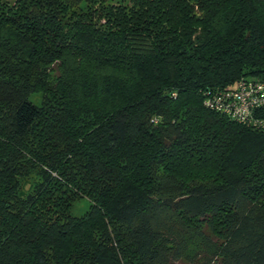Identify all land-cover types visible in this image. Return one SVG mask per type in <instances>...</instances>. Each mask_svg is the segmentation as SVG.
I'll use <instances>...</instances> for the list:
<instances>
[{"label":"trees","instance_id":"1","mask_svg":"<svg viewBox=\"0 0 264 264\" xmlns=\"http://www.w3.org/2000/svg\"><path fill=\"white\" fill-rule=\"evenodd\" d=\"M241 78L264 0H0V264H264V107L204 104Z\"/></svg>","mask_w":264,"mask_h":264},{"label":"built area","instance_id":"2","mask_svg":"<svg viewBox=\"0 0 264 264\" xmlns=\"http://www.w3.org/2000/svg\"><path fill=\"white\" fill-rule=\"evenodd\" d=\"M207 108L243 124H257L254 112L264 107V81L241 78L225 88L204 93Z\"/></svg>","mask_w":264,"mask_h":264},{"label":"rangeland","instance_id":"3","mask_svg":"<svg viewBox=\"0 0 264 264\" xmlns=\"http://www.w3.org/2000/svg\"><path fill=\"white\" fill-rule=\"evenodd\" d=\"M31 100L35 102H39L41 100V94H34L30 98ZM43 173L42 171L38 168L35 169L29 176L28 178L33 181V183L36 182H41L43 179ZM25 188H28V185H26ZM89 205L90 202L86 198H79L77 200H74L71 204L70 208V213L74 216H81L85 212L89 210Z\"/></svg>","mask_w":264,"mask_h":264}]
</instances>
